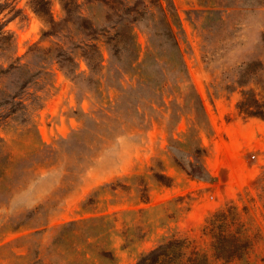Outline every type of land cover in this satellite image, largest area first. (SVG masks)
I'll list each match as a JSON object with an SVG mask.
<instances>
[{
	"label": "rangeland",
	"instance_id": "1",
	"mask_svg": "<svg viewBox=\"0 0 264 264\" xmlns=\"http://www.w3.org/2000/svg\"><path fill=\"white\" fill-rule=\"evenodd\" d=\"M63 1L46 0L42 8L34 0H0V19L13 38L0 53V99L32 74L13 104H0V208L17 192L25 199L34 191L46 197L30 212L0 213V264H110L84 243L103 227L111 264H134L171 236L210 255L202 225L229 205L240 211L250 237L245 259L264 264V119L236 107L246 89L264 100V30L255 32L264 25V0H172L178 47L204 124L184 84L175 81V49L166 63L164 47L155 44L150 16L132 25L139 57L131 67L129 53L114 52L107 40L122 9L70 0L79 7L64 21ZM77 11L94 32L81 26ZM246 36L259 43L227 64L229 49ZM86 43H95L98 53L84 51ZM10 63L24 69L2 72ZM240 77L249 82L238 85ZM192 130L205 148L203 179L187 174ZM157 172L171 177L168 186Z\"/></svg>",
	"mask_w": 264,
	"mask_h": 264
},
{
	"label": "trees",
	"instance_id": "2",
	"mask_svg": "<svg viewBox=\"0 0 264 264\" xmlns=\"http://www.w3.org/2000/svg\"><path fill=\"white\" fill-rule=\"evenodd\" d=\"M36 3L41 4L44 8L46 0H34ZM101 2L109 3L115 6L114 9H122V13L118 14V18L113 24L114 33L107 36L108 42L111 43V48L114 52L117 50H122V52L127 51L129 53V66H133L138 60L139 52L135 37L132 32L133 23H137L141 17L150 16L153 24L150 26L154 36L157 38V43L159 47H164V59L166 63L171 60L169 53H177L179 61L177 62V83L184 84V88L187 89V99L190 100L192 104V111L196 118H201L202 124L205 123V113L202 101L194 88L192 87L187 70L183 61L182 53L179 50L176 32L174 27H177L178 18L175 13V7L172 0H134L131 4L122 0H98ZM63 9L66 14L64 21H68L69 17L73 12L78 9L79 4L66 0L62 2ZM0 4V12H1ZM37 10V9H36ZM41 10V9H38ZM76 15V13H75ZM76 18L80 20L81 26L86 30H91L94 32V28L90 24V21L83 17L77 11ZM154 18V19H153ZM71 20V19H70ZM52 26L57 25L53 19L49 20ZM5 21L0 19V53H5L6 49L13 44L12 35L5 29ZM150 45L148 49V57L151 55ZM84 51H91L93 55L94 52L98 53V48L95 43H86L84 45ZM168 52V53H167ZM147 59V56L145 57ZM144 58V61H145ZM260 64V61L258 62ZM139 64V63H138ZM143 64V62H142ZM255 62L248 63L244 69L248 71L249 65H254ZM24 69L22 64L14 65L10 63L6 69H1L2 72L9 71L11 69ZM32 79V74L25 75L22 81L17 85V90L11 94L6 93L2 99H0V104L11 102L13 104V98H15L20 90L26 87ZM251 79V78H250ZM249 81H246V77H240L236 79V83L240 86L246 85ZM17 104H22L17 102ZM23 105V104H22ZM236 107L238 112L246 117H257L264 119V100L258 99L252 89H246L242 91V98L237 102ZM194 134L195 139L193 141V147L189 152L188 159L186 163L188 166L187 174L190 177H196L203 179L208 176V173L203 165L202 157L205 155V148L199 142V136L197 130L190 131L189 137ZM2 138L0 137V143ZM173 143L181 145L179 140H173ZM185 146V143H184ZM175 160L178 163L181 161L180 157L175 153ZM156 179L163 185L168 186L171 177L167 174L157 172L155 173ZM106 216H100L97 219L103 221ZM83 221H87L84 219ZM68 225L75 224V221H70L66 223ZM240 221V211H238L235 205H229L222 209H219L208 217H206L202 230L208 233L210 237V251L211 254L208 255L206 252L196 249L195 247H189V241L186 238L171 236L169 238L163 239L155 247L149 251L142 253L134 264H211L210 257L216 260L230 261L233 259L242 260V264H253L245 259V255L250 246V237L247 234L246 228L242 226ZM63 228V226H62ZM108 228L103 227L95 233L86 236V245H93L97 248V257L100 261H109L111 264L114 261L113 252L109 249L107 242ZM88 239L93 240V242L87 241ZM107 243V244H106ZM107 245V246H106Z\"/></svg>",
	"mask_w": 264,
	"mask_h": 264
},
{
	"label": "clouds",
	"instance_id": "3",
	"mask_svg": "<svg viewBox=\"0 0 264 264\" xmlns=\"http://www.w3.org/2000/svg\"><path fill=\"white\" fill-rule=\"evenodd\" d=\"M264 30V25L261 26V28L255 29V32L258 33L259 31ZM257 43H259L258 37L254 36L251 40L246 36L244 37L237 45H233L228 53H227V64L235 60L243 55L246 54V50L250 47H254ZM119 139V137L117 138ZM57 171L62 173L63 170L60 168H57ZM62 177V174H61ZM60 177V178H61ZM29 181H25V184L23 186V190H27L29 187ZM19 191V190H18ZM55 192V188H53L48 195H52ZM45 198H41L40 194L38 192H33V195L30 199L21 198L17 193L12 194L8 200L6 201L3 208H0V213L12 216V215H18L26 212H30L36 207H38L41 203H43V200Z\"/></svg>",
	"mask_w": 264,
	"mask_h": 264
}]
</instances>
